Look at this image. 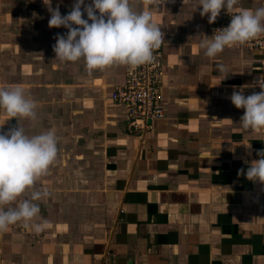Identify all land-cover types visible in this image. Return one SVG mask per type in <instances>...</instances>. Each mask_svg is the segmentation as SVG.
<instances>
[{
	"label": "crops",
	"instance_id": "1",
	"mask_svg": "<svg viewBox=\"0 0 264 264\" xmlns=\"http://www.w3.org/2000/svg\"><path fill=\"white\" fill-rule=\"evenodd\" d=\"M73 2L52 7L64 15ZM148 7L164 35V117L137 134L110 99L132 67L89 72L82 59L60 62L52 46L67 29L48 26L43 0H0V86L22 85L36 101L35 120L2 112L0 132L18 123L57 137L56 160L34 185L49 192L34 218L47 226L0 232V264H264V183L243 173L264 149V128L243 129L244 110L229 99L234 85L260 91L264 48L225 47L210 59L198 43L223 8L209 23L193 0Z\"/></svg>",
	"mask_w": 264,
	"mask_h": 264
},
{
	"label": "clouds",
	"instance_id": "2",
	"mask_svg": "<svg viewBox=\"0 0 264 264\" xmlns=\"http://www.w3.org/2000/svg\"><path fill=\"white\" fill-rule=\"evenodd\" d=\"M136 11L130 0H74L71 10L61 15L52 0H43L50 12L49 27L67 29L57 33L52 48L60 62L83 60L86 70L104 69L113 64L132 68L151 63L154 50L164 40L160 28L153 22L149 4ZM164 2V0H162ZM200 15L207 14L212 23L223 8L230 16L227 26L215 29L212 35H203L198 47L212 59L225 47L242 45L264 35V3L255 8L242 7L239 0H193ZM83 5V8L81 6ZM82 12L86 18L82 17ZM223 71L224 66L215 64ZM259 92L244 95L252 84L233 86L229 99L236 108H243L239 122L247 130L264 128V76L257 78ZM36 101L19 84L0 86V112L8 118H36ZM258 158L246 161L245 177L264 183V149ZM57 157V137L52 129L28 135L17 125L0 132V232L18 222L39 233L47 221L36 222L39 204L36 201L49 195L48 189L34 188L36 181L47 175ZM25 194H27L25 196ZM25 197V198H21ZM15 202V203H14Z\"/></svg>",
	"mask_w": 264,
	"mask_h": 264
},
{
	"label": "built area",
	"instance_id": "3",
	"mask_svg": "<svg viewBox=\"0 0 264 264\" xmlns=\"http://www.w3.org/2000/svg\"><path fill=\"white\" fill-rule=\"evenodd\" d=\"M230 16L225 12L221 20L213 22L207 35L215 29L227 26ZM236 49L252 50L264 48V37L260 36L242 45L231 46ZM162 45L154 50V59L125 73L124 81L111 93L110 99L125 108V126L128 131L143 132L151 128L154 121L164 117L161 104L160 77L162 75ZM2 112H0L1 117Z\"/></svg>",
	"mask_w": 264,
	"mask_h": 264
},
{
	"label": "rangeland",
	"instance_id": "4",
	"mask_svg": "<svg viewBox=\"0 0 264 264\" xmlns=\"http://www.w3.org/2000/svg\"><path fill=\"white\" fill-rule=\"evenodd\" d=\"M125 128H126V126H125ZM126 130H127V128H126ZM128 131V130H127ZM129 133H130V131H128ZM132 133H137V134H140V133H142V132H135V131H131Z\"/></svg>",
	"mask_w": 264,
	"mask_h": 264
}]
</instances>
